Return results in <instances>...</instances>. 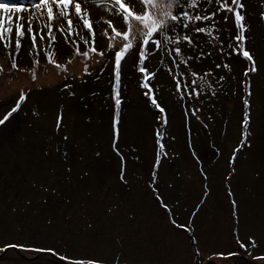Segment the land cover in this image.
Returning <instances> with one entry per match:
<instances>
[{"label":"rangeland","instance_id":"374dc122","mask_svg":"<svg viewBox=\"0 0 264 264\" xmlns=\"http://www.w3.org/2000/svg\"><path fill=\"white\" fill-rule=\"evenodd\" d=\"M131 1L136 5V0ZM251 1L254 12L249 10L248 3H244L243 10L249 39L252 31L264 36V21L260 19L264 9L258 0ZM8 2L22 4L28 9L12 14V25L6 23V27L11 26L15 31V21L22 16L20 22L24 25L25 36L21 43L25 44L29 17L35 12L31 5L35 0ZM70 11L73 25L84 28L74 7ZM82 11L90 14L92 28H96L95 33L101 40L106 26L98 24V19L106 14L105 9L82 5ZM54 13L52 27L57 40L54 48H57L61 41V32L57 29L68 26L55 8ZM224 15L219 13L216 23L207 25L213 27L212 38L201 33L204 44L197 49L199 53L195 52L196 48L182 44L185 55L193 59L189 67L181 65L179 69L188 81L191 71L202 74L211 70L213 76L208 79L215 87V96L205 88L199 97L181 99L173 76L168 72L169 68L177 71L172 58L166 50L162 52L154 45L151 47L145 64L150 72L157 73L150 83L155 89L153 95L166 110L168 122L163 125L162 114L153 107L151 97L145 95L147 89L141 87L143 74L137 72L140 27L134 24V52L126 54L121 61L124 100L121 99L122 110L119 109L117 147L125 158L126 182H121V158L113 148L117 111L114 88H111L114 59L107 58L102 67L103 56L90 54V59L85 61L74 52L67 59L54 61V64L67 65L66 72L49 62L19 69V72L1 64L0 119L15 107L22 91L27 95L34 89L50 90L38 96L42 106L38 109L37 120L41 124L48 122L45 126L56 130L54 117L62 114L60 132L67 135L71 128L68 137L79 139L82 147L38 150L37 153L46 156L24 158L10 152L18 151L19 147L17 150L0 149V247L17 243L30 248H54L68 258L64 261L66 264H73L75 260H83L84 264L88 260L117 264V257L119 264H264L255 259L264 256V37L263 43L253 37L247 42L259 69L250 80L251 147L239 153L235 172L230 174L228 161L241 139L242 98L247 91L242 82L249 62L230 47L235 25L231 20L224 22ZM108 17L116 21L112 15ZM41 22L47 24V16L37 13L32 21L36 33L41 31ZM47 33L44 27L43 34ZM103 43L105 51L109 50V40L103 39ZM123 43L120 38L115 40L119 50ZM69 59L71 64L67 63ZM217 64L222 67L216 68ZM225 64L229 65L228 69L223 67ZM102 68H105L101 75V81L104 79L102 89H106L104 85L108 80L111 82L107 88L109 92L99 89L91 94L92 83L96 82L93 74ZM32 73L36 75L35 80ZM220 76L225 77L223 82L218 81ZM64 80L65 84L60 86ZM81 82H87L85 88L80 86ZM70 89L76 94L72 100L66 97ZM86 93L89 94L84 96ZM96 97L98 99L92 102ZM22 103L20 110L7 120L2 134H11L16 119L26 118L33 123L31 113L26 114L28 106ZM196 109L199 112L193 116L191 113ZM158 130L164 132L162 137L156 135ZM23 131L25 133L26 127ZM157 140L165 145V156L154 169ZM22 165L30 168L32 178L28 180L35 185L32 188L12 186L15 177L20 178L23 173L29 175L24 170L16 171ZM153 171L158 174L155 182L152 181ZM16 189H20L19 192H15ZM229 192L234 196L230 197ZM233 198L238 205L236 216L233 215ZM189 223L191 231L179 227ZM249 237L255 240L256 247L249 245L247 250L242 249L237 241L247 244ZM20 252L28 258L39 254ZM217 253L235 255L224 259L216 256ZM51 259L45 255L30 263L11 251L0 258V264H54L48 262Z\"/></svg>","mask_w":264,"mask_h":264},{"label":"snow or ice","instance_id":"6c2138e0","mask_svg":"<svg viewBox=\"0 0 264 264\" xmlns=\"http://www.w3.org/2000/svg\"><path fill=\"white\" fill-rule=\"evenodd\" d=\"M138 2L143 5L144 11L139 12L136 10L134 5H129L125 3V0H35L32 3L31 8L35 10L32 16L29 17L27 32L30 35L32 40L33 50L36 51V54L39 55V50L36 46L37 35L40 36V39L43 40V28L47 27L48 29V38L49 45L48 48L45 49V57L50 64H54V48L53 45L57 42L56 36L53 31L52 23L55 20V10L58 11L59 16L65 19L66 24L68 26L67 31H65L64 27L61 26L57 31L61 32L65 36V42L75 45L74 51L77 56L82 57L85 61L90 59V54H96L99 56H103L104 53L100 52L95 47L96 33L92 28V22L90 19V14L88 12L82 11V5L88 6H99L101 8L106 9L110 14L120 16L126 25V30L121 33L116 29L115 25L112 21H104L108 24V27L111 29V35H109L108 29H105L104 36L109 40V49L115 47V40L120 38L124 41L120 50L115 52V86H114V106L117 109L115 113L114 119V140H113V148L114 151L120 155L121 158V182L125 181V167L126 162L123 154L120 152L117 147L118 137H119V117L122 105L121 100V91H120V83H121V61L134 48V42L136 40V36L134 35V24L139 25L140 27V48H139V72L143 74V82L141 87L147 89L145 95L151 97V103L155 109H157L162 114L161 124H166V110L162 105L158 102V99L153 95L155 89L152 87L150 81L155 79L157 76L156 72H150L147 67L144 65L145 60L147 59L151 47L154 45L157 49H160L162 52L167 51V55L172 58L171 62L177 69L176 72H173L172 68L168 69L170 75L173 76V79L176 83V91L181 94V99L185 97L192 98L193 96L199 97L207 88L211 91V94L215 96L217 93L215 91V87L212 83L209 82L208 78L213 76L211 70L199 74L195 71H191V80L188 81L184 72L179 71L181 65L185 68L189 67V62L193 59L190 55H185L184 49L182 48V44H187L192 48L197 47V43L194 41L193 36L190 35V32H194L197 34H207L208 37H213V27L210 26H197L198 22L203 24V22H208L209 25H213L215 23V17L219 13H224L223 16L224 22H228L231 20L235 25V31L232 33L233 35V43L230 45L235 51L242 55L244 59L249 62V66L245 69L243 75L245 77L242 84L246 86L247 91L244 93L242 98V102L244 105L243 118L241 121V139L236 147L232 150V155L229 158L228 164L230 166V174L235 172V163L239 158V153L245 147H251L250 139L251 131V76L258 72L257 60L254 54L247 48L248 42V32L249 27L246 24V14H244L243 10L245 9V4L242 0H138ZM206 4V8H201V4ZM259 5L264 9V0H258ZM74 7V11L77 17L81 20L84 25V28L90 33L91 36V44H89L88 40H83L82 42L85 44L86 51L83 53L80 52L79 43L75 39L69 41L70 36L78 35L74 31L73 21L70 18L71 11ZM28 9L25 8L22 4H15L8 2V0H0V42H3L4 48L8 53L10 59L12 60V69L17 70L18 65L16 63V56L19 55V52L22 48V38L25 36L24 25L22 22V16L17 17L15 21V49L16 56H13L10 48L12 45L11 41V33L13 28L11 26L5 27V24L8 25L13 24V15L15 13H23ZM39 13L42 17L44 14L47 16V24L41 22V31L36 33L32 27L33 17ZM230 14V15H229ZM261 21H264V10L261 12L260 16ZM184 30H187L186 32ZM7 34V35H6ZM155 37V38H154ZM168 45H172L173 47L168 48ZM31 55V53H30ZM203 55V54H201ZM178 58V59H177ZM200 57H197L199 59ZM164 61L161 60V63ZM39 61H33L34 65H38ZM68 64H71V59L68 60ZM58 70L67 71V65H59L54 64ZM222 65L217 64L216 68H221ZM224 68L228 69L229 65H223ZM3 69L0 68V72ZM84 71H88V66L85 64ZM32 79H36L35 73H32ZM225 80L224 76H220L218 78L219 82H223ZM222 86V85H221ZM65 87H68L67 85ZM26 99L25 93L22 91L15 107L11 109V111L5 114L3 119H0V124H4L9 117L17 112L21 107V102ZM199 109L192 111V115L196 116ZM199 119V116H197ZM63 117L61 114L57 115L56 126L57 129L60 128L62 124ZM156 135L158 137H162L164 132L158 130ZM66 140L67 137L65 136ZM158 151H157V160L154 163V169L157 164L161 162V157L165 156V145L160 143L157 140ZM158 174L153 171L152 173V181L155 182L156 176ZM229 196H234L233 193L229 192ZM203 202V201H202ZM233 205V215L236 216L237 212V202L233 198L231 200ZM165 208L168 206L163 205ZM175 224V220L172 221ZM179 227L185 229L186 231H191V224L188 225L181 224ZM195 242V240H194ZM239 246L242 249L247 250L249 245L252 248L256 247V242L253 238L249 237L248 243H244L243 241H237ZM9 249H20L23 251H32L36 253H48L51 256L57 257L61 261H65L68 258L66 256L58 253L54 248H40V247H28L24 244L17 243H8L0 247V252H6ZM199 255V252H197ZM235 253H228L227 256L224 253H217L216 256L219 258H228ZM255 259L264 261V256L255 257ZM73 264H84L83 260H75ZM87 264H103L102 261L88 260ZM117 264H119V257H117Z\"/></svg>","mask_w":264,"mask_h":264},{"label":"trees","instance_id":"16d2710c","mask_svg":"<svg viewBox=\"0 0 264 264\" xmlns=\"http://www.w3.org/2000/svg\"><path fill=\"white\" fill-rule=\"evenodd\" d=\"M242 2L245 4L248 3V5L247 4L246 5L249 6V10L254 12V9L252 8V1L251 0H242ZM125 3L129 4V5H134L136 10H138L139 12L144 11L143 5H141L138 2V0H136V5L134 3H132L131 0H125ZM206 7H207L206 4H203V3L201 4V8H206ZM105 13H106L105 15H103L102 17H100V19H98V21H99L98 24H104L106 26V29H108V31H109V35H111V29L108 27V24L105 23L104 21L110 20L115 25L117 30H122V32L125 31L126 25L124 24V22L120 16L112 15L106 9H105ZM244 14H245V12H244ZM108 15H112L113 17H115L116 21L110 19L108 17ZM215 23H216V20H215ZM203 24H204V26H207L208 22H203ZM203 24L198 22L197 26H203ZM5 27H6V24H5ZM223 28H225V27L223 26ZM67 29H68V27L65 29V31H67ZM95 29L96 28H94V31L96 32ZM74 31L78 35L70 36L69 41H71L73 39L80 41L79 48H80V52L83 53L87 49L85 47V44L82 41L88 40L89 44H91L90 33L85 28L77 26V25L74 26ZM104 31H105V29L102 30L103 34H102V36H100L101 40L99 39L98 35H96L95 47L98 51L99 50L104 51V55H103L104 62L102 64H100V66L103 65L102 67H104L106 65V59L107 58H109V60L114 59L113 64H112V67H113V73L112 74H114L113 75V78H114V76H115V71H114L115 70V52L118 51L119 49H118V47L115 46L114 48L105 51V49H104L105 45L103 43V39H106V37L104 36ZM184 31L186 32L187 30H184ZM27 34H28V32H27ZM189 34L193 36L194 41L198 45L196 47L195 52L199 53V51L197 49L200 50L202 47V44H204L201 42V40H202L201 34H197L194 32H190ZM43 35H44L43 40L40 39L39 35H37V39H36V46H37V49L39 50V55H37L36 51L33 50L32 40H31L30 36L28 35V39H27L26 43L22 44L23 46L19 52V55L16 56V49H15L16 34H15L14 29H13V31L11 33L12 45H11L10 51H11L13 56H16V63L18 65V69H17L18 72L20 71L19 69L33 67V65H34L33 61H35V60H38L39 63L48 62V60L45 57V49L48 48L49 38L46 34H43ZM250 37L251 38L253 37V40L257 39L259 42L262 41L261 43H263L262 37H264V36L259 35V32L254 33L252 31V35ZM60 38H61L60 44H57L59 46H57V48H54L55 44L53 45V48H54L53 60L54 61H59L60 58H62L63 60L67 59L69 55H71L72 53L75 52L74 51L75 45L70 44V43H66L65 42V36L63 34L60 35ZM171 46L172 45H170V47ZM58 52L60 54H58ZM130 52H134V50L132 49ZM30 53H31V55H30ZM136 53H138V52L136 51ZM148 57H149V55H148ZM137 58L139 60V53L137 54ZM3 63H5V65H7V66L9 65V68L12 69V60L10 59L8 53L6 52L3 42H0V67H1V64H3ZM144 65L146 66L145 62H144ZM139 67H140V62H139V65L137 67V72H139ZM98 69H96L95 73L93 74V77H95V78H92V79H93V81H96V82L92 83V92H89L91 94L97 93V91L99 89L103 90L102 88H103V80L104 79L101 81V75H102L103 70L105 68H102L100 70H98ZM13 71H15V70H13ZM120 77L122 78V72H120ZM100 81H101V83H99ZM106 81L107 82L104 85L106 87V89L103 90V92H105V91L109 92V91H107V88H110V86H111V82H108V80H106ZM121 82H122V80H121ZM86 83L81 82L80 86L82 88H85ZM112 83L113 84H112L111 88H114L115 79H113ZM64 84H65V80L60 84V86H63ZM87 86H88V84L86 85V89H87ZM56 88H59V86H57ZM89 88H90V86H89ZM74 89H76V88H74ZM121 90H122V83H120V91ZM50 92H51L50 90H47V91L43 90L42 91V90L34 89L32 91H29V93L26 95V99L23 101L22 104H26L28 106V111L26 112V114L31 113V116L34 117L32 124H30L29 120H27L26 118H23L22 120L16 119V121L14 122V130L11 132L10 135H5V134L1 133L3 131L2 130L3 127L6 128L5 126H7V121L4 124H0V149L10 150V149L14 148L17 150V148L19 147L18 151L14 152V151L10 150V152H11V154H13L15 156H21L22 158H24L27 156H35V155L46 156V154H44V153H37L36 151H38V150L57 151V150H62L61 148H65L67 146L68 147L71 146L72 148L82 147L79 139L76 140V138H72V136L68 137V135L72 133L71 128L68 130L69 132H67V135H63V133H61L60 130L57 129L56 120H57L58 114H56V116L54 117V122H53V126L56 127V130L52 129V126L51 127L45 126L48 122H44L43 124H41L37 120L38 109L42 106V104H39V102L42 101V100L41 101L39 100L41 97H38V96L41 95L42 93L47 94ZM58 93H61L60 89L58 90ZM89 93H86L84 96L88 95ZM98 94L100 95V93H98ZM56 96H57V93H56ZM74 96H76L75 92L72 89H70V93L68 95H66V97L68 98V100H72L74 98ZM120 98L124 100V98H122V96ZM97 99H98V97H96L94 100H91V101L95 102ZM103 100L106 101L104 94H103ZM81 108H82V110H84L83 107H81ZM19 110H20V108H19ZM121 110H122V106L120 108V111ZM62 125H63V120H62L61 126ZM41 126H43V127H41ZM23 127L24 128L26 127L25 133L23 131ZM65 136L67 137L66 140L64 139ZM30 149H32V150H30ZM18 170H24L25 172L27 171V172H29V175H25L23 173L22 176H20V178L15 177L13 179V185H12L13 188L14 187H16V188L17 187H29V186L31 188L34 187L35 185L31 184L32 181L28 180L29 178H32L31 173H30V168L28 166L22 165V166L17 167L16 171H18ZM0 178H1V176H0ZM11 187H10V189H11ZM18 190H20V189H16L15 192H19Z\"/></svg>","mask_w":264,"mask_h":264},{"label":"flooded vegetation","instance_id":"af4514ba","mask_svg":"<svg viewBox=\"0 0 264 264\" xmlns=\"http://www.w3.org/2000/svg\"><path fill=\"white\" fill-rule=\"evenodd\" d=\"M14 252L18 257H20L23 261L25 262H33V261H38L40 260V258H42V256H45V255H49L48 253H39V254H36L35 257L33 258H28L26 256H24L19 249H9L7 250L6 252H4V254H0V258L3 257L4 255L8 254L9 252ZM51 256V255H49ZM52 259L51 260H48V262H52L54 264H66V262L64 261H61L60 259H58L57 257H54V256H51ZM238 264V263H237Z\"/></svg>","mask_w":264,"mask_h":264}]
</instances>
